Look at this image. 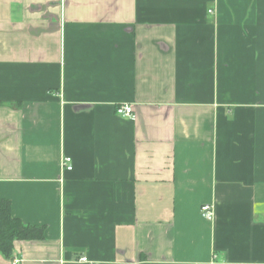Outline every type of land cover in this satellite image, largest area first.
<instances>
[{"label":"crops","instance_id":"0c3cea01","mask_svg":"<svg viewBox=\"0 0 264 264\" xmlns=\"http://www.w3.org/2000/svg\"><path fill=\"white\" fill-rule=\"evenodd\" d=\"M0 197L21 264H264V0H0Z\"/></svg>","mask_w":264,"mask_h":264},{"label":"trees","instance_id":"16d2710c","mask_svg":"<svg viewBox=\"0 0 264 264\" xmlns=\"http://www.w3.org/2000/svg\"><path fill=\"white\" fill-rule=\"evenodd\" d=\"M45 227L23 222L11 212V202L0 197V252L10 259L13 242L17 239L32 240L44 237Z\"/></svg>","mask_w":264,"mask_h":264},{"label":"built area","instance_id":"2783aa9c","mask_svg":"<svg viewBox=\"0 0 264 264\" xmlns=\"http://www.w3.org/2000/svg\"><path fill=\"white\" fill-rule=\"evenodd\" d=\"M117 114L122 115V116H132L133 115V106L130 104H123L119 106L116 109ZM71 159L69 157H63L61 160V167L64 169H70L71 168ZM202 216L207 219V220H212L214 213L211 209V206L209 204H203L200 207ZM79 261L84 263V264H99L98 262H91L87 259L86 256H81L79 258ZM9 264H21V258L12 256L10 258V263Z\"/></svg>","mask_w":264,"mask_h":264}]
</instances>
